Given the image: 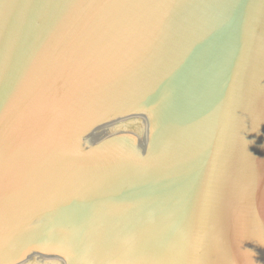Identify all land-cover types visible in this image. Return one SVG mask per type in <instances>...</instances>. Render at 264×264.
<instances>
[{
	"label": "water",
	"instance_id": "obj_1",
	"mask_svg": "<svg viewBox=\"0 0 264 264\" xmlns=\"http://www.w3.org/2000/svg\"><path fill=\"white\" fill-rule=\"evenodd\" d=\"M0 264H264V0H0Z\"/></svg>",
	"mask_w": 264,
	"mask_h": 264
}]
</instances>
